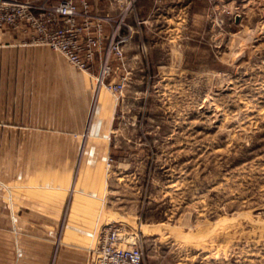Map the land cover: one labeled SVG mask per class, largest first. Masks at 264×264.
<instances>
[{"label":"rangeland","instance_id":"rangeland-1","mask_svg":"<svg viewBox=\"0 0 264 264\" xmlns=\"http://www.w3.org/2000/svg\"><path fill=\"white\" fill-rule=\"evenodd\" d=\"M134 7L140 24L112 75H127L121 90L80 71L92 90L63 170L71 191L57 240L89 247L92 264L101 229L115 223L141 245L145 264H264V0ZM98 136L106 156L81 177L84 149ZM76 183L102 197L100 220V201L86 194L70 216ZM93 227L95 237L81 236Z\"/></svg>","mask_w":264,"mask_h":264},{"label":"crops","instance_id":"crops-1","mask_svg":"<svg viewBox=\"0 0 264 264\" xmlns=\"http://www.w3.org/2000/svg\"><path fill=\"white\" fill-rule=\"evenodd\" d=\"M93 4L98 12L108 11L107 0ZM131 15L134 24L137 17L135 12ZM30 38V32L0 29V264H88L89 247L62 243L56 230L65 195L71 191L69 183L61 187L63 170L85 131L92 87L87 88L85 75L65 58ZM137 48L145 49L143 40ZM106 151L107 138L98 136L84 149L80 176L98 157L105 158ZM53 188L63 194L41 191ZM83 194L100 201L96 209L100 220L102 197L90 195L77 183L70 216ZM85 231L90 234L81 236L92 238L97 228Z\"/></svg>","mask_w":264,"mask_h":264},{"label":"built area","instance_id":"built-area-1","mask_svg":"<svg viewBox=\"0 0 264 264\" xmlns=\"http://www.w3.org/2000/svg\"><path fill=\"white\" fill-rule=\"evenodd\" d=\"M94 0H0V29L30 32L31 42L59 53L75 69L95 76L98 86L120 91L127 75L113 79L114 64L125 67L126 51L140 21L127 22L135 0H107L98 12ZM106 28L108 32L106 34ZM92 264H145L141 245L124 226H104L92 251Z\"/></svg>","mask_w":264,"mask_h":264},{"label":"bare ground","instance_id":"bare-ground-1","mask_svg":"<svg viewBox=\"0 0 264 264\" xmlns=\"http://www.w3.org/2000/svg\"><path fill=\"white\" fill-rule=\"evenodd\" d=\"M104 223H107L106 221Z\"/></svg>","mask_w":264,"mask_h":264}]
</instances>
